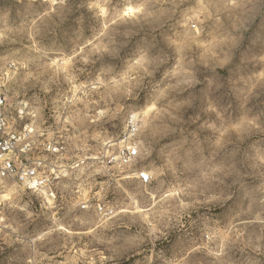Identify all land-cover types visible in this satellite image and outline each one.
<instances>
[{
  "label": "clouds",
  "instance_id": "1",
  "mask_svg": "<svg viewBox=\"0 0 264 264\" xmlns=\"http://www.w3.org/2000/svg\"><path fill=\"white\" fill-rule=\"evenodd\" d=\"M0 264H264V0H0Z\"/></svg>",
  "mask_w": 264,
  "mask_h": 264
}]
</instances>
